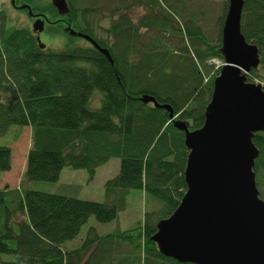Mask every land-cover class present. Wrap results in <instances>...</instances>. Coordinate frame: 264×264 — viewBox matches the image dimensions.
<instances>
[{
	"label": "trees",
	"instance_id": "1",
	"mask_svg": "<svg viewBox=\"0 0 264 264\" xmlns=\"http://www.w3.org/2000/svg\"><path fill=\"white\" fill-rule=\"evenodd\" d=\"M11 3L47 19L45 35L66 40L60 49L45 43L42 49L33 27L14 23L0 2V174L12 171L10 142L25 128L32 139L19 187L0 188V264H182L161 254L153 237L188 188L189 150L175 121L191 131L205 124L222 69L214 62L225 64L229 0L212 33L202 26H210L208 10L191 0H67L64 16L52 0ZM20 12L33 21L27 9ZM68 28L91 37L112 62ZM242 34L260 55L247 81L264 90V0H245ZM144 96L169 106L175 120L169 110L142 102ZM253 142L264 200V132ZM115 158L120 172L105 183L104 202L30 188L57 184L66 168L94 178ZM136 191L146 198L142 223L107 234L91 226L76 241L92 218L115 222Z\"/></svg>",
	"mask_w": 264,
	"mask_h": 264
},
{
	"label": "water",
	"instance_id": "2",
	"mask_svg": "<svg viewBox=\"0 0 264 264\" xmlns=\"http://www.w3.org/2000/svg\"><path fill=\"white\" fill-rule=\"evenodd\" d=\"M52 5L61 16L69 13L67 0H52ZM244 6L245 0H229L222 35L225 65L214 81L204 126L191 131L175 121L189 150L188 188L179 208L158 224L153 241L161 254L182 264H264V200L256 182L259 151L253 142L256 134L264 132V90L247 81L260 66V55L242 34ZM20 9L38 17L29 6ZM46 22L38 18L32 26L42 49L46 45L40 35ZM67 31L112 62L109 52L91 37L71 28ZM141 101L169 110L175 120L169 106L147 96Z\"/></svg>",
	"mask_w": 264,
	"mask_h": 264
},
{
	"label": "rangeland",
	"instance_id": "3",
	"mask_svg": "<svg viewBox=\"0 0 264 264\" xmlns=\"http://www.w3.org/2000/svg\"><path fill=\"white\" fill-rule=\"evenodd\" d=\"M48 1V0H45ZM227 0H191L192 5L195 7L203 6L209 12V24L202 22V26H205V30L212 33L213 28L211 25H215L216 21L222 14L223 3ZM0 2L6 4L9 8L11 18L13 22L19 26H28L32 28V22L29 17L24 13L15 10L10 7L11 0H0ZM194 2V3H193ZM51 3V0H49ZM195 7V8H196ZM41 39L43 43L54 46L55 49H60L61 43H65L66 38L63 36L60 40H53L49 35L42 34ZM83 44L84 41L80 40ZM53 48V47H52ZM214 64L217 68L223 67L225 64L215 61ZM258 84V83H255ZM99 103L93 107H98ZM19 129L13 127L11 131ZM1 143V142H0ZM32 147L31 128H25L22 131V135L17 142H10V148L12 149L13 167L9 173L0 174V188L4 189L17 188L20 185L22 176L26 170L27 155ZM121 167V160L118 158L110 160L106 165L99 168L94 178H92L86 170H73L66 168L61 174L60 181L57 184H49L43 182L32 183L30 188L43 192H54L66 194L69 196L77 197L84 201L92 202H104L105 201V183L115 178ZM146 209V198L141 191L133 192L128 198V209L119 214L118 219L110 224H100L95 218H92L89 224L84 228L81 236L76 240L81 242L86 236L88 229L91 226L97 228L100 234H107L116 232L119 230L125 231L136 228L144 220V214Z\"/></svg>",
	"mask_w": 264,
	"mask_h": 264
},
{
	"label": "flooded vegetation",
	"instance_id": "4",
	"mask_svg": "<svg viewBox=\"0 0 264 264\" xmlns=\"http://www.w3.org/2000/svg\"><path fill=\"white\" fill-rule=\"evenodd\" d=\"M12 4V3H11ZM13 8L15 9V10H17V11H21L22 9H20L21 7H19V6H17V5H15V6H13ZM32 19H33V22H32V24H34L37 20H38V17H31ZM45 33V32H44ZM44 33H42V34H44ZM41 34V35H42ZM38 36V35H37Z\"/></svg>",
	"mask_w": 264,
	"mask_h": 264
}]
</instances>
